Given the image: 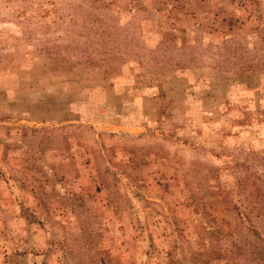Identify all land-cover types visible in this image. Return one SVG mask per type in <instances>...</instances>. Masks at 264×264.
<instances>
[{
    "label": "rangeland",
    "instance_id": "obj_1",
    "mask_svg": "<svg viewBox=\"0 0 264 264\" xmlns=\"http://www.w3.org/2000/svg\"><path fill=\"white\" fill-rule=\"evenodd\" d=\"M0 264H264V0H0Z\"/></svg>",
    "mask_w": 264,
    "mask_h": 264
}]
</instances>
